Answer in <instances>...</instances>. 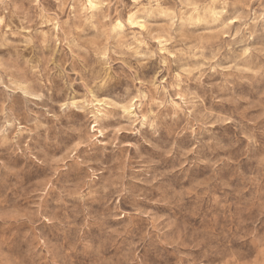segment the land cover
<instances>
[{
	"label": "clouds",
	"instance_id": "1",
	"mask_svg": "<svg viewBox=\"0 0 264 264\" xmlns=\"http://www.w3.org/2000/svg\"><path fill=\"white\" fill-rule=\"evenodd\" d=\"M0 264H264V0H0Z\"/></svg>",
	"mask_w": 264,
	"mask_h": 264
}]
</instances>
